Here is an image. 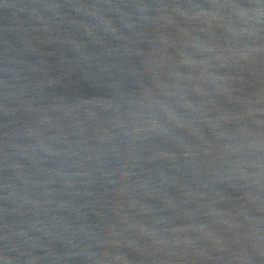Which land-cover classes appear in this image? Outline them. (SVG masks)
<instances>
[{"label":"water","instance_id":"water-1","mask_svg":"<svg viewBox=\"0 0 264 264\" xmlns=\"http://www.w3.org/2000/svg\"><path fill=\"white\" fill-rule=\"evenodd\" d=\"M0 264H264V0H0Z\"/></svg>","mask_w":264,"mask_h":264}]
</instances>
